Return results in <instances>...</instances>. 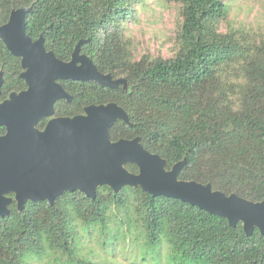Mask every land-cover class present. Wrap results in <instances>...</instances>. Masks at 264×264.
Masks as SVG:
<instances>
[{
    "label": "trees",
    "instance_id": "1",
    "mask_svg": "<svg viewBox=\"0 0 264 264\" xmlns=\"http://www.w3.org/2000/svg\"><path fill=\"white\" fill-rule=\"evenodd\" d=\"M137 1L0 0V24L11 9L32 5L26 16L31 38L42 35L45 48L63 61L84 39L80 51L101 72L114 78L124 74L128 89L61 80L72 99L55 102V114L74 115L89 104L115 101L128 122L113 124L112 140L139 136L146 149L166 159L167 168L186 158L180 179L264 201V44L244 55L242 43L214 30L213 23L227 14L222 0H176L183 6L178 52L172 58L133 60L121 21L131 18ZM0 70V100L26 88L19 77L20 58L1 40ZM236 83L238 94L231 99ZM125 166L138 171L135 164ZM111 205L131 209L145 243L156 245L164 238L177 263L264 264V234L257 228L246 235L241 222L230 226L222 216L139 186L118 192L101 186L95 198L65 192L52 205L27 201L22 210L12 201L0 216V264H31L44 256L56 264H96L80 252L73 215L86 229L97 226L104 233Z\"/></svg>",
    "mask_w": 264,
    "mask_h": 264
},
{
    "label": "water",
    "instance_id": "2",
    "mask_svg": "<svg viewBox=\"0 0 264 264\" xmlns=\"http://www.w3.org/2000/svg\"><path fill=\"white\" fill-rule=\"evenodd\" d=\"M31 9L32 5L13 8L0 24V39L20 58L19 76L26 83L25 89L0 101V126L5 127L0 135V216L9 212L13 200L22 210L27 201L52 205L65 192L80 191L95 198L101 186L114 192L139 186L154 196L179 199L222 216L230 226L241 222L246 235L254 228L264 234V201L180 179L186 158L167 168L166 159L146 149L139 136L112 140L113 124L119 119L128 122L127 112L115 101L89 104L82 114L52 117L54 102L71 98L58 79L91 81L108 88L128 86L124 77L100 72L89 56L80 53L84 39L63 61L45 48L42 35L31 38L26 26ZM2 83L0 70V91ZM43 117L51 118L41 130L36 123ZM127 163L135 164L138 171L128 170Z\"/></svg>",
    "mask_w": 264,
    "mask_h": 264
},
{
    "label": "rangeland",
    "instance_id": "3",
    "mask_svg": "<svg viewBox=\"0 0 264 264\" xmlns=\"http://www.w3.org/2000/svg\"><path fill=\"white\" fill-rule=\"evenodd\" d=\"M222 1L227 6V14L213 23L214 30L237 39L242 43L244 55L250 56L259 45L264 44V0ZM131 9V18L121 23L124 35L131 44L133 60L142 56L149 59L174 57L179 50L182 3L176 0H138ZM235 86V92L229 95L231 99L238 94L239 84ZM132 215L131 209L126 211L111 205L104 233L99 232L97 226L86 229L73 215L72 224L78 235L80 252L96 264H190L173 261L170 245L164 238L156 245L146 244L141 224L131 218ZM49 259L44 256L32 260L31 264H56Z\"/></svg>",
    "mask_w": 264,
    "mask_h": 264
},
{
    "label": "flooded vegetation",
    "instance_id": "4",
    "mask_svg": "<svg viewBox=\"0 0 264 264\" xmlns=\"http://www.w3.org/2000/svg\"><path fill=\"white\" fill-rule=\"evenodd\" d=\"M38 38V37H37ZM36 39V38H35ZM1 40V39H0ZM75 47V46H74ZM80 48H81V46H80ZM48 50V49H47ZM74 50V49H73ZM73 52V51H72ZM80 53L81 54H85V53H82L81 51H80ZM72 54V53H71ZM86 55V54H85ZM70 58H71V56H70ZM68 61V60H67ZM96 64V63H95ZM97 66V65H96ZM99 70V69H98ZM100 71V70H99ZM101 72V71H100ZM103 73V72H102ZM20 77V76H19ZM61 80H71V79H58V81L60 82ZM79 81H81V80H79ZM25 82V81H24ZM86 82V81H85ZM60 84H61V82H60ZM62 85V84H61ZM96 85H98L97 83H96ZM98 86H102V85H98ZM62 87H63V85H62ZM103 87H105V88H108V87H106V86H103ZM64 88V87H63ZM117 88V87H116ZM25 89V88H24ZM111 89V88H110ZM64 90H65V88H64ZM69 95H70V93L67 91V90H65ZM13 92V91H12ZM18 92V91H17ZM11 93V92H10ZM9 93V94H10ZM0 94H1V91H0ZM9 94H8V96H9ZM7 96V97H8ZM6 97V98H7ZM70 100H67V99H65V98H59V99H57L55 102H57L58 100H61V99H63V100H66V101H71V99H72V96L70 95ZM6 98H3L2 100H4V99H6ZM2 100H0V101H2ZM55 102H54V104H55ZM107 103V102H106ZM92 104H94V103H92ZM97 104H100V103H97ZM86 107V106H85ZM85 107L83 108V111L81 112V113H77V114H74V115H78V114H82V113H84V109H85ZM74 115H57V114H55V110H54V113H53V116L52 117H66V116H74ZM51 117H43V118H41V119H39V121L40 120H45L44 121V124H43V126L42 127H40V126H38V123H39V121L36 123V127L37 128H39V129H43L44 127H45V125H46V123L48 122V120L50 119ZM0 127H3L4 128V132L3 133H0V135L1 134H4L5 133V127L4 126H0ZM12 193H10L9 195L10 196H13V194L11 195ZM14 201V200H13ZM12 203V202H11ZM10 203V204H11ZM10 206V205H9Z\"/></svg>",
    "mask_w": 264,
    "mask_h": 264
}]
</instances>
